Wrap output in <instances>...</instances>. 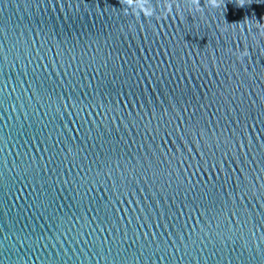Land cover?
Returning <instances> with one entry per match:
<instances>
[{
    "label": "water",
    "instance_id": "1",
    "mask_svg": "<svg viewBox=\"0 0 264 264\" xmlns=\"http://www.w3.org/2000/svg\"><path fill=\"white\" fill-rule=\"evenodd\" d=\"M0 264H264V0H0Z\"/></svg>",
    "mask_w": 264,
    "mask_h": 264
}]
</instances>
